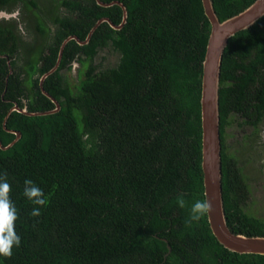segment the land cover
<instances>
[{
    "label": "trees",
    "instance_id": "trees-1",
    "mask_svg": "<svg viewBox=\"0 0 264 264\" xmlns=\"http://www.w3.org/2000/svg\"><path fill=\"white\" fill-rule=\"evenodd\" d=\"M119 1L128 12L123 29L105 22L88 44L70 41L59 68L44 80L43 90L60 106L49 115L9 112L15 105L30 113L53 111L39 81L55 66L63 41H84L104 17L119 24L121 10L95 0H62L31 20L42 40L31 45L16 34V23H0V141L8 146L15 140L8 130L21 134L12 147L0 148V174L6 172L11 184L21 237L0 264H264L262 255L224 248L207 215L185 227L188 208L176 203L180 196L189 206L205 200L200 97L211 26L201 0ZM254 1L212 3L224 21ZM18 2L28 11L37 7L34 0H0V10ZM106 48L119 61L101 69L93 61ZM74 62L80 69L71 85L62 72ZM231 115L253 124L264 116V17L229 39L219 83L227 225L235 234L264 236V220L241 206L245 185L225 152ZM25 179L48 197L40 217L29 215Z\"/></svg>",
    "mask_w": 264,
    "mask_h": 264
},
{
    "label": "water",
    "instance_id": "water-1",
    "mask_svg": "<svg viewBox=\"0 0 264 264\" xmlns=\"http://www.w3.org/2000/svg\"><path fill=\"white\" fill-rule=\"evenodd\" d=\"M102 7H110L115 4L123 8V21L120 25H114L108 18H101L90 30L86 42H81L76 36L65 39L61 45L59 56L55 66L44 75L40 87L42 92L55 104V109L48 112L30 113L26 108L20 109L17 105L10 109L28 116H43L56 113L60 110L59 103L43 90L44 80L57 71L65 46L72 40L84 45L91 38L94 31L102 24L108 23L113 29H120L127 21L126 8L119 2L105 4L96 0ZM204 14L210 22V34L206 46L204 61L202 64L201 77V128H202V160L204 198L211 201L213 210L207 215L208 223L212 234L217 241L230 252L237 254H254L264 256V236H245L233 233L226 221L223 197H222V163H221V139H220V116H219V83L221 64L224 51L228 46L229 39L236 33L247 30L257 21L264 17V0H255L245 10L238 14L220 21L213 8L212 0H201ZM9 18L5 12H0V18ZM8 114V116H9ZM6 117L3 127L6 128ZM16 135L15 140L8 146H3L0 141V148L7 150L12 147L21 137L20 132L8 130ZM170 251V247H168Z\"/></svg>",
    "mask_w": 264,
    "mask_h": 264
},
{
    "label": "rangeland",
    "instance_id": "rangeland-1",
    "mask_svg": "<svg viewBox=\"0 0 264 264\" xmlns=\"http://www.w3.org/2000/svg\"><path fill=\"white\" fill-rule=\"evenodd\" d=\"M37 3V7H32L28 12L29 15L24 14V18L28 19L29 23L22 21L18 35L22 42L26 45L39 44L42 42L39 34L33 29L35 17L43 18L44 12L50 8L52 5L56 4L57 0H34ZM58 12L60 9L58 8ZM18 16V13H14L9 17ZM27 21V20H26ZM10 22H15L10 20ZM51 27V26H50ZM53 29V28H51ZM48 40V39H47ZM48 42V41H47ZM99 55L94 59L93 63L100 66L101 69L105 67H110L109 56L107 57L103 53H98ZM80 66L76 63L72 65L70 71L62 72L63 75L67 77V80L71 85L78 83ZM230 125L226 127L224 137L225 144L227 146V154L232 156L238 161V167L241 168V174L245 181L247 182L249 199H247L246 205L244 207L246 213L252 214L254 217L264 220V151L256 146L252 141L248 142L247 145L241 144V138L238 136L242 132L240 126V118L237 115H231ZM248 135V134H247ZM250 136V135H249ZM251 137V136H250ZM240 144L245 148L240 147ZM241 148V149H240ZM242 153V157L240 156Z\"/></svg>",
    "mask_w": 264,
    "mask_h": 264
},
{
    "label": "clouds",
    "instance_id": "clouds-1",
    "mask_svg": "<svg viewBox=\"0 0 264 264\" xmlns=\"http://www.w3.org/2000/svg\"><path fill=\"white\" fill-rule=\"evenodd\" d=\"M11 184L7 173L0 174V257L10 259L13 249L21 244V237L16 231V221L19 218L16 205L11 199ZM23 196L33 205L29 215L40 217L41 208L49 203L43 189L31 179L24 180ZM179 208H188L185 227L191 228L194 222H199L206 215H210L213 206L211 201L196 200L190 206L183 196L177 198Z\"/></svg>",
    "mask_w": 264,
    "mask_h": 264
},
{
    "label": "flooded vegetation",
    "instance_id": "flooded-vegetation-1",
    "mask_svg": "<svg viewBox=\"0 0 264 264\" xmlns=\"http://www.w3.org/2000/svg\"><path fill=\"white\" fill-rule=\"evenodd\" d=\"M52 1H54V0H52ZM62 0H57L56 1V3H59V2H61ZM101 1V0H100ZM95 2L97 3V1L95 0ZM102 2V1H101ZM112 2H119V3H121L125 8H126V11H127V7L124 5V3L123 2H121V1H119V0H113V1H110L109 3H112ZM104 3V2H103ZM105 4H108V3H105ZM100 6V5H99ZM113 6H118L119 7V9L121 10V16H122V18H121V22L119 23V24H114L112 21H111V19L110 18H108V17H104V18H108L114 25H116V26H118V25H120L121 23H122V21H123V8L120 6V5H118V4H115V5H113ZM113 6H110V7H113ZM52 7V6H51ZM51 7H50V9H51ZM102 7V6H101ZM60 9V14H62V13H65V9L63 8V7H61V8H59ZM47 10H49V8L47 9ZM0 12H5L7 15H9V16H11V15H14V13H18V16H15V17H9V18H6V17H2V18H0V23H3V22H10V20H14L15 22L14 23H16V26H15V32H16V34L18 35V31L20 30V25L22 24L21 22L22 21H25L26 23H29L28 22V19H26V17L24 18V14L25 15H29L28 14V10L25 8V6H24V4L22 3V2H18L17 3V5L15 6V8L14 9H12L11 11H6V10H0ZM46 13V12H45ZM113 17H115L116 16V14L115 15H112ZM127 17H128V12H127ZM27 20V21H26ZM127 22V21H126ZM126 22H125V24H126ZM11 23H13V22H11ZM124 24V25H125ZM124 25L120 28V29H113V30H115V31H120V30H122L123 29V27H124ZM52 28H53V26H51ZM87 39V38H86ZM86 39L84 40V41H81V42H86ZM89 41H90V39L88 40V42L87 43H85V44H88L89 43ZM84 44V45H85ZM112 48H106V49H104V51H102V52H99V53H103V54H105L107 57L109 56V62H110V65H112V67L114 66H116L117 65V63H118V61H119V54L117 53V52H115V51H113V50H111ZM99 54H97L96 55V57L98 56ZM95 57V58H96ZM7 62H8V65L10 64L9 63V61L7 60ZM57 62V61H56ZM74 63H76V62H74ZM73 63V64H74ZM76 64H78V63H76ZM79 65V64H78ZM10 66V65H9ZM59 68V67H58ZM56 72V71H55ZM54 72V73H55ZM10 74H12L13 72H12V69L10 70V72H9ZM48 73V72H47ZM46 73V74H47ZM45 75V74H44ZM44 75L40 78V83H41V80H42V78L44 77ZM237 116H239V118H240V120H241V122H240V126H241V129H242V132H240L239 133V137L241 138V144L244 146V145H247L248 144V142H253L256 146L258 145V147L259 148H261L263 151H264V116H261L258 120H255L254 119V124L253 123H251V122H248L249 121V119L248 118H244V117H242V116H240V115H237ZM230 117L231 116H229L228 117V119H227V122H226V124H225V126H224V131H225V129H226V127H228L231 123V121H230ZM225 133V132H224ZM248 134V135H247ZM251 137H250V136ZM240 144V147L241 148H243V146ZM224 145H225V152H226V154H227V146H226V144H225V137H224ZM247 147L248 146H245V148H246V150H247ZM240 148V149H241ZM245 148H243L242 150H244ZM243 152H245V150L243 151ZM242 153H240V156L242 157ZM227 156H228V158H230V161L231 162H234L235 163V167H236V169H238L239 170V174H240V176H241V180H242V184H244L245 185V191H244V193H245V196L242 198V203H241V206H242V208H243V210H244V212H245V209H244V207H245V205H246V202H247V199H249V191H248V186H247V182L245 181V179L243 178V176H242V174H241V168H239L238 167V161H236V159L234 158V157H232V156H229L228 154H227ZM248 215H251V216H253L252 214H250V213H247ZM256 218V217H255Z\"/></svg>",
    "mask_w": 264,
    "mask_h": 264
}]
</instances>
